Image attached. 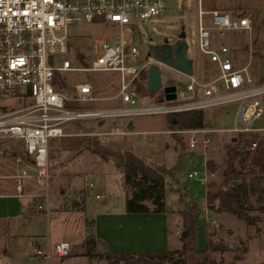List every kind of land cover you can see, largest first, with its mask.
Segmentation results:
<instances>
[{
    "label": "rangeland",
    "instance_id": "rangeland-1",
    "mask_svg": "<svg viewBox=\"0 0 264 264\" xmlns=\"http://www.w3.org/2000/svg\"><path fill=\"white\" fill-rule=\"evenodd\" d=\"M167 7L157 15L144 20H138L134 24V44L139 48L138 59L132 62L138 64L143 61L150 45L154 42L168 41L171 42L177 38L180 30L185 31L182 38L186 43V55L191 60L192 74L206 75V77H214L213 71H208L204 66L207 59L206 53H201L198 47V5L200 8L210 10L212 8H222L227 11L231 17L238 18L241 15L248 17L250 28L242 31L240 28L236 30L224 29L220 30L212 25V17L210 13H203L202 24L208 27L209 37L212 46H220L223 43L229 44L230 36L241 35L244 38L243 52L239 55L241 61H250L257 68L256 78L263 75L264 68V0H165ZM221 9V8H220ZM70 37L68 44L70 46L69 57L71 62L77 66H88L91 60L96 57L94 50L95 37H109L117 29L116 26L102 24L100 22L79 20L68 26ZM239 29V30H238ZM240 36V37H241ZM234 37V36H233ZM98 40V44H99ZM248 52V54H247ZM82 55V57L79 56ZM160 72L163 82H176L179 85L184 84L188 80V76L180 73L177 69L166 64H160ZM61 79L66 83L69 92L77 81H91L93 94L96 96H106L110 93H116L119 87V73L116 70H82L72 69L62 71ZM217 84H221L220 81ZM159 91H140L139 103H155L159 101ZM116 98V97H115ZM114 95H108L104 100H94L93 104L99 105L108 99H115ZM4 108L14 109L23 106V99L8 98L0 103ZM262 112L255 116L251 123L252 126L264 127V94L261 96ZM210 114L211 124L206 126L205 137H209L206 145V160L213 159L217 165L216 169H212L207 165V183L202 182L196 176H189L187 173L196 168L200 174L205 167V157L200 149L201 134L197 136L198 143L194 149L188 147V135L173 132L169 133V125L165 113H139L131 116L133 128L123 135H107L104 139L105 144H109L117 149H132L139 156L141 155L150 163H164L172 166L175 157L179 151L180 165L173 170V175L169 174L165 177V205L166 208L174 213L170 220V239L173 246L177 243L181 231V214L179 208V191L176 187L185 186L188 199L196 200L198 205L202 207V211L197 215V243L200 247H205L207 243V232L209 231L211 239L215 242L222 241L225 244L223 252H214L222 264H228L234 259V254L242 255V258L235 259V264H264V212H260L258 207L264 204V193L256 192L250 194L247 198V204L251 206L253 213H260L261 218L257 224H247L229 211H218L206 207V185L210 189H215L220 185L222 175L219 171L220 166L225 158V143L230 141L231 137H243V145L247 147L245 139L249 140L248 134H235L226 129L232 127L237 110L235 102L221 103L212 107H207ZM76 127L81 125L85 131L90 130H107L112 129L117 123L119 127L126 128L127 119L106 118L101 126L95 125L93 120L74 121ZM173 134V136H172ZM259 138L263 136L264 129L258 131ZM258 138V139H259ZM92 140V136L84 134H76L74 136H60L52 138L50 141L49 151V169L50 179L48 184V198L38 197L33 200V209L36 213L27 211V222L21 221L17 226V235L2 239L9 250L8 255H2L0 252V264H44L48 259L37 257L33 254V244L31 239L37 236L46 235L50 230L59 235L66 231L65 216L54 215V211L58 202L63 198L60 188L63 186L76 187L78 190L85 183L94 181L91 189L86 191L85 200L89 207L98 209L105 201L111 197V204L115 207L122 193L119 187V178L124 180L122 172L114 167L118 163L112 159L104 160L97 153L87 148L88 143ZM248 148V147H247ZM249 149V148H248ZM0 176L12 177L17 169H25L29 174L35 173L33 167L24 162H16L15 156L23 154L22 142L15 138H5L0 141ZM256 152L255 148L247 152V173L248 176L257 180L254 176L260 173L264 174V167L259 161L254 162ZM52 157V158H51ZM51 158V159H50ZM264 160V155H263ZM251 168L252 171H250ZM108 180L109 188L107 191L111 193L106 197H96L95 191L105 192L101 187L105 177ZM0 190L4 189V184L8 188L14 189V178H6L0 180ZM23 186L26 192L32 194H44L46 189L44 186L36 184L33 177L23 179ZM260 184L263 180H258ZM183 189V188H182ZM118 192V193H117ZM121 196V197H120ZM32 199V198H31ZM39 204H43V209L48 208V216L40 208ZM149 206L151 203L148 201ZM98 207V208H97ZM30 208V207H29ZM116 208V207H115ZM50 211V212H49ZM50 213V215H49ZM24 218V219H27ZM50 221V223H49ZM206 223V229L203 225ZM2 230L0 227V236ZM227 244V245H226ZM244 246L246 250L243 251ZM43 261V262H42ZM98 264H107L106 261H100Z\"/></svg>",
    "mask_w": 264,
    "mask_h": 264
},
{
    "label": "built area",
    "instance_id": "built-area-1",
    "mask_svg": "<svg viewBox=\"0 0 264 264\" xmlns=\"http://www.w3.org/2000/svg\"><path fill=\"white\" fill-rule=\"evenodd\" d=\"M166 7L165 0H0V103L8 98L24 101L23 106L14 109L0 104V141L5 138L21 140L23 154L15 156V161H24L35 171L31 175L25 169L16 170L12 177L17 192L23 191V179L33 177L36 184L45 187L43 195L47 197L50 141L67 134L65 124L74 121L93 120L95 125L101 126L106 118H126L128 123L132 120L131 116L139 113L167 114L235 102L234 125L226 130L235 134L256 131L254 139L246 140L249 149L255 148L259 140L258 131L264 128L252 126L251 121L262 112L264 81H255L248 63L236 65L228 45L212 46L208 27L202 24L203 9H199L198 47L201 53H206L217 64V76L203 80L192 73L180 71L188 76V80L180 85L175 83V97L166 99L160 94L159 101L155 103H139L140 93L135 81H141L146 86L149 65L165 63L151 54H146L138 64L132 62L139 55V48L133 42L134 24L159 14ZM210 14L212 25L217 29L250 28L245 15L233 18L223 9H212ZM79 20L117 28L111 38L95 37L94 50L97 54L88 66L74 65L69 57L68 26ZM72 69L118 71L120 80L115 96L120 102L92 104L97 96L93 94L90 80L77 81L69 92L61 73ZM142 72L145 78L141 77ZM218 81L221 84H217ZM99 120L101 124H98ZM112 127L107 130L90 128L84 133L99 139L107 134L130 131L128 126L121 128L117 123ZM207 130L208 127H173L168 132L188 135L190 149H194L198 143L197 136L201 134L200 150L205 157L209 142V137H205ZM187 174L207 183L206 157L201 174L196 168ZM93 184L94 181L88 183L89 186ZM96 195L99 196V193ZM71 249L72 244L66 240L45 250L34 246L33 254L49 260L54 256L66 257Z\"/></svg>",
    "mask_w": 264,
    "mask_h": 264
},
{
    "label": "trees",
    "instance_id": "trees-1",
    "mask_svg": "<svg viewBox=\"0 0 264 264\" xmlns=\"http://www.w3.org/2000/svg\"><path fill=\"white\" fill-rule=\"evenodd\" d=\"M145 73L141 77L145 78ZM255 81H264V74L259 78L254 77ZM135 87L139 91H150L141 81H135ZM159 93V92H158ZM160 95V93H159ZM167 124L169 128H189L206 127L211 124L208 108H190L189 110L173 111L167 113ZM174 134V133H173ZM172 134V136H173ZM257 132L248 133L249 139H254ZM241 136H243L241 134ZM243 137H231L230 141L225 143V158L219 171L222 180L215 189H210L206 185V207L218 211H229L247 224H257L260 220V213H253L250 205L247 204V198L250 194L259 190L264 193V174L260 173L254 176L255 181L247 173V152L250 150L243 145ZM247 139H245L246 141ZM87 148L97 153L104 160L112 159L118 163L117 168L122 172L125 182V207L131 212L142 211H165V177L167 174L173 175L174 168L181 162V151L178 152L172 166L164 163H150L141 155L136 154L132 149H117L111 147L108 143H101L97 136H92ZM254 162L264 167V134L258 140L255 146ZM216 169L217 165L213 159L206 160V166ZM248 169L251 170L249 167ZM258 180H263L260 184ZM183 188V189H182ZM185 186L176 187L179 191L178 212L181 214V231L179 239L181 246L176 248H167L159 251L143 250L135 252H114L105 245H101L96 238L94 228L91 222H87L88 229L80 240L78 253L89 257L97 256L106 259L108 264H222L214 256V252H223L225 244L222 241L215 242L207 232L206 246L200 248L196 237L198 228L197 215L202 211L196 200L188 199ZM8 192L9 190H3ZM80 199L72 201L71 205L82 208ZM148 201L151 203L149 206ZM260 212H264V204L258 207ZM206 229V223L203 222ZM227 245V244H226ZM246 250L244 246L243 251ZM5 253V252H3ZM234 259L228 264H235V259L242 258L240 254H234Z\"/></svg>",
    "mask_w": 264,
    "mask_h": 264
},
{
    "label": "crops",
    "instance_id": "crops-1",
    "mask_svg": "<svg viewBox=\"0 0 264 264\" xmlns=\"http://www.w3.org/2000/svg\"><path fill=\"white\" fill-rule=\"evenodd\" d=\"M223 7L224 6H219V8H212V9H220V8L222 9ZM224 8H228V7H224ZM198 9H201L200 2L198 5ZM203 10H204L203 13L206 12L210 13V10H206V9ZM238 28H240V30H242L243 32L248 30L245 27H238ZM236 29H230V30H236ZM236 33H237L236 35L233 34L234 37L230 36L231 39H229L230 41L229 44L228 43H223V44H226L230 47L231 56L232 58H234L236 65L237 64L242 65L244 63H248L250 74H252L253 77H255L254 75H257L256 74L257 68L255 67V65L254 64L252 65L250 61H246V60L241 61L239 58V55L242 52L243 55L246 54L245 51L241 49L243 47L242 43H244L245 41L241 35H238L239 33L238 31ZM206 58L207 59L204 61V66L208 69V71H213L215 73L214 77H216L218 72L217 64L214 61L210 60V58L208 57ZM262 73L264 74V68ZM198 75H199L198 77L203 80L212 78L209 76L206 77L207 74L206 75L198 74ZM171 82L176 83L173 81ZM171 82H166V83H171ZM108 95H112V96L114 95V98L116 97L115 93L114 94L110 93ZM108 95L97 96V98L94 100H104L108 97ZM93 101L91 102L92 104ZM119 102L120 100L118 99V97H116L115 99L106 100V103L102 101L100 102L99 105L117 104ZM75 124L76 123L65 124L64 128L66 129L67 134L60 136L70 137L76 134L85 135L84 133L85 130L81 128V125L79 124V126L76 127ZM123 134H107V135H123ZM106 137L107 136L99 137L100 142L105 143L104 139ZM50 146L51 144H49V148H48V157H49ZM49 165H50V161H49ZM114 167L117 168L116 165ZM104 177L105 180L101 185V187L104 189L105 192L95 191L94 193L96 197H106L108 195H111V193L107 191V189L109 188V184L107 182L110 179V177L113 178V176L108 175L106 177L104 175ZM6 178H13V177L0 176V180ZM118 183L122 193V197L120 196L121 197L120 203L118 202V204L115 206L116 208L111 204L113 197H111L108 201H105V203L99 206V208L97 207L98 209H95L94 207H89L87 205L85 200V195H86L85 193L87 190L91 189L94 184L92 186H89L87 183H85L83 187L81 186L78 190H76V187L72 186L71 184L68 187L63 186V188H60L63 198L58 202L59 204H57L58 206H56L55 208L54 215L56 216L63 214V216H65L66 231L61 234L59 233L58 235L49 230L46 235L37 236V238L33 237L31 239V243L33 244V247L38 246L41 249L45 250L48 247L53 246L55 243L66 242L67 240L72 244V249L71 252L67 254L66 257L54 256L48 261H44V264H98L100 261L107 262L106 259L99 258L95 255L89 257L87 255L78 253L80 247V240L82 239L84 233L88 229L87 222H91V226L94 228L98 242L101 243V245H105L109 250L114 252H126V251L135 252V251H143V250L159 251L162 249L176 248L181 246V240L179 238H177V243L175 246L171 245L173 244V241H171L170 239V227H171L170 220L174 213H172V211L168 209H166L165 211H158V212L128 211L125 207V182L124 180L119 178ZM4 189L5 190L7 189L9 191L4 192L3 191ZM4 189L0 190V227L2 230V234L0 236V252L2 253V255L9 256V250L5 245V243L1 242L2 239L17 235L16 233L18 231L17 230L18 224L21 221L27 222L29 220L26 214L27 211L31 210L30 213L32 212L36 213L32 205L34 197L35 198L42 197L44 199L48 198V192H47V197H45L40 193L30 194L26 192L24 186L22 192H17L16 190L11 192L12 188H8L5 184H4ZM14 189H15V184H14ZM97 193H99V196L96 195ZM81 196H83V200L80 204L82 205V208H78L75 207L74 205H71L73 200L80 199ZM39 205L41 207H39ZM39 205L38 208H40V210H42L48 216L47 211L49 209L46 208L44 210L43 204L42 205L39 204ZM31 255L33 256V258L35 257L34 254L31 253ZM5 264H7V262H5Z\"/></svg>",
    "mask_w": 264,
    "mask_h": 264
},
{
    "label": "water",
    "instance_id": "water-1",
    "mask_svg": "<svg viewBox=\"0 0 264 264\" xmlns=\"http://www.w3.org/2000/svg\"><path fill=\"white\" fill-rule=\"evenodd\" d=\"M185 31L183 29L177 35V38L171 42L160 41L150 45L147 54H151L158 60H161L168 66L188 74L192 73L191 60L186 55L187 45L183 42ZM146 86L149 90H158L166 99H172L176 96L175 83H164L160 72V64L158 62L151 63L146 72ZM102 121L99 120L98 123ZM129 128H133L132 120L127 123ZM234 138V137H233ZM5 153H2L4 155Z\"/></svg>",
    "mask_w": 264,
    "mask_h": 264
}]
</instances>
